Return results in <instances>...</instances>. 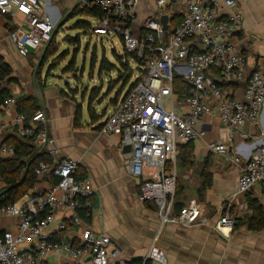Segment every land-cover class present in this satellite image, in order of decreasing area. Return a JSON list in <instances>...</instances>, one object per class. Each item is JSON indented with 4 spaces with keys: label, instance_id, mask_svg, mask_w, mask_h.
Segmentation results:
<instances>
[{
    "label": "built area",
    "instance_id": "obj_1",
    "mask_svg": "<svg viewBox=\"0 0 264 264\" xmlns=\"http://www.w3.org/2000/svg\"><path fill=\"white\" fill-rule=\"evenodd\" d=\"M137 1L78 0V4L98 6L104 13L92 27L97 38L121 37L125 50L142 62V74L117 102L101 128L105 135H122L123 146H131L130 170L140 181L139 200L155 203L162 223L187 227L196 222L200 210L195 203L174 214L177 175L174 166L168 164H175L180 144L204 138L205 130H198L197 126L204 125L209 117L217 118L225 126L230 142H210L209 150L239 169V192L246 193L259 186L264 198V141L246 161H241L232 143L236 135L249 139L252 129L264 136V64L246 78V57L233 40L243 21L237 0H158L160 5L184 4L182 20L166 30L160 20L148 19L143 37L133 35L128 27ZM224 8L228 13L219 18ZM0 13L24 17L9 33L18 53L22 57L42 55L57 29L48 11V0H0ZM131 60L123 58L122 62L131 66ZM212 70L218 72L225 84L246 80L243 98L223 90L210 76ZM175 78H183L190 84L184 103L174 93ZM18 98V94L11 92L4 108L17 110ZM183 105L188 107L187 111ZM10 128H15L20 137H33L52 158L51 164L41 162L35 169L37 181L48 174L59 181L46 190L33 191L15 204L0 207V218L17 219L15 233L0 231V264H39L56 253L68 255L63 264H110L112 261L127 264L124 249L109 235L90 228L79 215V210H91L85 198L94 194L93 184L90 178L77 177L79 160L58 159L59 148L46 110L41 108L30 118L17 113L11 122H0V158L15 155V146L2 142ZM147 168L155 171L145 177ZM221 210L223 214L216 228L221 232L234 228L241 216L232 214L229 207ZM59 213L71 215L65 220L58 217ZM70 224L83 226L78 247L51 236L52 225L61 233ZM152 256L164 262L158 249H154Z\"/></svg>",
    "mask_w": 264,
    "mask_h": 264
},
{
    "label": "crops",
    "instance_id": "obj_2",
    "mask_svg": "<svg viewBox=\"0 0 264 264\" xmlns=\"http://www.w3.org/2000/svg\"><path fill=\"white\" fill-rule=\"evenodd\" d=\"M237 3L242 10L243 21L241 29L234 34L233 40L238 50L246 57V78H248L264 64V0H237ZM77 4L78 0H48V11L58 25L64 14L71 11ZM184 8L185 5L181 3L160 5L158 0H138L135 4L133 19L128 23V27L133 35L143 37L146 33L144 24L148 19L160 20L162 16L167 15L168 29H171L181 22ZM227 13L228 11L224 8L218 16L224 18ZM9 19L16 29L23 22L24 17L20 14L12 17L0 13V59L12 67V77L18 80L17 83L9 84L8 89L19 97L32 95L40 99L50 118L51 133L59 148L58 159L79 160L77 177H87L92 181L94 194L85 198V203L91 208V221L86 224L97 232L109 235L115 244L121 246L125 251L127 264H264V229L252 230L244 224L245 219L254 214L252 205H258L264 211V198L259 186H255L246 193L239 192L237 189L239 169L224 157L209 150L210 142L230 143L228 130L217 118L209 117L204 125L199 123L197 126L198 130H205V136L194 140L193 167L181 169L177 167V159L175 164H168L169 167L174 166L177 180L179 177L185 189L183 201L186 206L195 203L199 208L198 219L187 227L170 222L162 223L157 205L139 200L140 181L131 174L130 170L132 150L126 151V146L122 144V135H105L99 127L117 102L126 94L119 93L123 82L115 81L119 75L118 70L102 73L110 78L115 72L116 78L114 77L113 81L116 82L115 85L119 84V88L109 92L108 101L103 104L102 112L98 113L101 116L105 111L107 116L102 119L98 116L90 117L91 120H88L84 114L87 110L85 109L77 122V109L73 103L68 102L67 95L63 94L67 91L66 89L57 85L58 89L55 90L53 86L56 84H53L45 73L41 86L38 84L34 66L39 65L42 55L34 53L29 57H22L18 53L9 37L12 29L8 23ZM97 21V18L90 19L91 30ZM119 43L123 45L121 37ZM196 47L200 48L198 44ZM30 58L33 59L30 60ZM113 60L109 61L120 66L116 58ZM98 74L102 76L99 67ZM210 76L223 90L233 93L237 98H243L246 80L239 83L233 90L222 82L215 70L210 72ZM108 81L106 79L105 89H108ZM176 97L180 100L178 95ZM181 102L184 103V100ZM183 106L187 111L188 107ZM16 114V109L0 106L1 123L11 122ZM262 123L264 125V106ZM14 130L10 128L2 142L7 143L14 135ZM246 130L250 131L249 128ZM250 132L249 139L245 140L236 135L232 142L233 150L239 155L241 161H246L264 141V136L260 135L259 130L252 129ZM204 170L212 177L209 188L204 191L203 199H200L197 190L204 183ZM154 171V168H147L145 177L152 175ZM53 179L54 176L46 175L36 182L31 193L37 189H48L54 182ZM1 181L0 187L3 186ZM221 207H229L232 214L241 216L236 227L225 228L223 232L216 228L223 214ZM70 215V213H59L58 217L68 220ZM16 224V218L2 217L0 231L15 233ZM82 227L81 224H70L66 231L60 233L52 225L50 233L51 236L72 245H79ZM27 245L28 243L25 244ZM155 248L162 253L164 262L152 256ZM68 259L67 254L56 253L39 264H63ZM110 264L116 263L112 261Z\"/></svg>",
    "mask_w": 264,
    "mask_h": 264
},
{
    "label": "trees",
    "instance_id": "obj_3",
    "mask_svg": "<svg viewBox=\"0 0 264 264\" xmlns=\"http://www.w3.org/2000/svg\"><path fill=\"white\" fill-rule=\"evenodd\" d=\"M9 16V15H7ZM104 17V13L98 6L90 7L86 5L81 7L77 4L71 11L64 14L59 24L57 25V29L53 35V38L45 49V52L42 54L40 63L38 66V70L40 71L41 66L48 61V57H50V46L54 39L57 36L58 30L61 29L65 24H67L71 20H75V30L91 32L92 23L90 22L91 18L102 19ZM9 26L11 27V20H8ZM14 30V26H12L11 31ZM75 45L77 47L81 44V35L75 37ZM103 39V38H101ZM68 40L73 42V37L69 36ZM123 41V40H122ZM124 46V45H123ZM52 51V50H51ZM114 57L117 59V62L120 66L110 62L106 55L102 56V60L100 62L99 71L100 74L103 72H111L115 69L118 70L119 75L115 80L118 83L123 82L122 90L120 89V95L123 94V90L129 84V81L132 76V69L130 64L123 63L122 59L127 58L134 59L137 63L142 65L141 61L137 59V56L133 53H128L125 50V54L121 55L114 52ZM72 58H77V55H73ZM96 60V56L94 57ZM95 65L93 60L92 67ZM69 70L75 71V67L72 65L68 68ZM218 73V72H217ZM13 69L12 67L5 63L3 59H0V106L4 105L7 97L10 96L11 92L8 89V85L11 83H17V79L12 77ZM239 83L227 84L235 90ZM174 93L179 96L180 100H185L189 95L190 84L186 82L183 78H175L174 79ZM132 84L131 87H133ZM112 86H109L108 90L111 89ZM130 87V88H131ZM99 86L91 89V94L88 99L87 111L91 118L94 116V108L92 104H89L93 97L99 96ZM233 94V93H232ZM234 95V94H233ZM117 101V100H116ZM43 108V105L40 99L36 96H22L18 98L17 102V113L24 114L28 118H30L37 110ZM83 109L81 107L77 108L76 120H79L82 117ZM107 116V112H103L101 116L98 115L99 119H102ZM104 123V122H103ZM103 123L100 124V128H102ZM15 129V128H14ZM5 143V142H4ZM9 144H13L15 146V155L10 158H0V180H2L4 186L0 188V207L9 204H15L20 201L24 196L31 193V190L34 188L37 182V175L35 174V169L41 162L52 163V158L42 150L38 144L36 143L33 137H20L16 134L14 130V135L7 142ZM194 140L189 141L184 144H180L178 146V156H177V167L181 169H190L194 166V152H195V144ZM206 167V166H205ZM205 171V170H204ZM204 183L201 184L197 193L200 199H203L204 191L209 188L211 184V174L207 171L203 173ZM80 178V177H78ZM54 182L57 184L59 179L54 177ZM185 189L182 184L177 180L176 190L174 195L173 202V211L174 214H179L181 210L186 206L183 200H185ZM253 216L245 219V223L249 229L252 230H263L264 229V211L258 205H252ZM91 211L89 209L79 210V215L81 218L89 223L91 221ZM237 226V225H236ZM235 226V227H236ZM54 240L61 241L57 237H54ZM74 246H79L75 245Z\"/></svg>",
    "mask_w": 264,
    "mask_h": 264
},
{
    "label": "rangeland",
    "instance_id": "obj_4",
    "mask_svg": "<svg viewBox=\"0 0 264 264\" xmlns=\"http://www.w3.org/2000/svg\"><path fill=\"white\" fill-rule=\"evenodd\" d=\"M78 35H81V44L79 47L75 45V37ZM69 36L73 37V42L68 40ZM119 42L120 37L117 35L101 39L89 31L75 30V21L71 20L58 30L57 36L50 46V57L41 66L40 71H37L39 65L34 66L35 76L40 80H37L38 84L40 85L42 83L45 73L53 84H56L53 86L55 90L58 89L57 85L66 89L67 91L63 92V94L67 95L68 102L73 103L76 109L81 107L83 110L87 109L91 89L99 86V96L93 97L89 103L94 108V116H98V113L102 112L101 108L103 104H106L108 101L109 92L119 88V84L115 85L116 82L113 81L114 77L116 78L115 72L112 73L113 76L110 78L105 77L104 74H102V76L104 75L102 78L98 74L99 63L103 55H106L109 60L114 61L113 58L115 57L113 54L115 51L121 55L125 54V48ZM114 46L116 47L114 48ZM73 55H77V58H72ZM95 56L96 60L94 58ZM32 59L30 58V60ZM93 60L95 65L92 67ZM71 65L73 68L75 67L74 72L68 69ZM131 69L132 76L129 84L123 90L124 94L136 82L138 76L143 71L141 65L134 59L131 60ZM106 79L109 80L108 88L109 84L112 86L109 90L105 89L107 87ZM84 114L88 120H91L87 110L84 111ZM178 181L181 183L179 177Z\"/></svg>",
    "mask_w": 264,
    "mask_h": 264
},
{
    "label": "water",
    "instance_id": "obj_5",
    "mask_svg": "<svg viewBox=\"0 0 264 264\" xmlns=\"http://www.w3.org/2000/svg\"><path fill=\"white\" fill-rule=\"evenodd\" d=\"M168 16L164 15L161 17L160 21L163 24L164 28L168 30ZM126 151L130 152L131 151V146H126Z\"/></svg>",
    "mask_w": 264,
    "mask_h": 264
}]
</instances>
